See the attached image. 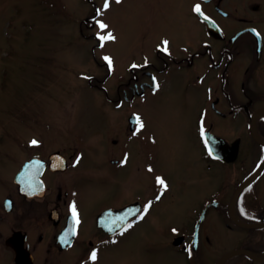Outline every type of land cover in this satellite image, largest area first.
Segmentation results:
<instances>
[{"label": "flooded vegetation", "instance_id": "obj_1", "mask_svg": "<svg viewBox=\"0 0 264 264\" xmlns=\"http://www.w3.org/2000/svg\"><path fill=\"white\" fill-rule=\"evenodd\" d=\"M93 16L82 25L92 29ZM148 16L149 29L175 23L191 38L175 48L168 35L158 36L149 56L132 60L115 89L102 88L117 120L108 118L111 125L102 130L107 152L92 170L83 165L80 137L18 142L21 158L0 192V264H93L155 219L166 193L156 175L145 180L142 193L125 192L132 183H125L124 171L139 181L141 169L153 165L142 161L144 144L153 140L144 132L146 117L126 102L168 80L170 86L172 71L200 93L192 136L201 185L195 203L167 226L169 248L182 264H264V0H151ZM101 65L113 73L107 60ZM92 203L96 207L88 208Z\"/></svg>", "mask_w": 264, "mask_h": 264}, {"label": "rangeland", "instance_id": "obj_2", "mask_svg": "<svg viewBox=\"0 0 264 264\" xmlns=\"http://www.w3.org/2000/svg\"><path fill=\"white\" fill-rule=\"evenodd\" d=\"M150 5L151 0H0V192L9 188L10 171L21 158L18 142L31 136L45 143L80 137L83 165L92 170L101 163L107 152L102 130L111 125L108 118L117 120L102 88L115 89L130 74L132 60L149 56L158 36L168 35L175 48L191 38L186 26L175 30V23L149 29ZM93 14L95 26L86 28L83 21ZM109 33L113 39L101 40ZM105 57L111 74L101 65ZM172 73L170 86L168 80L157 92L126 102L146 117L144 132L153 140L146 139L142 161L153 165L151 171L141 169L139 181L124 171L125 183H132L125 192L142 193L145 180L156 175L157 186L158 178L168 182L162 206L155 219L152 210L150 224L126 234L93 264H182L164 234L193 204L201 185L192 136L200 93Z\"/></svg>", "mask_w": 264, "mask_h": 264}, {"label": "snow or ice", "instance_id": "obj_3", "mask_svg": "<svg viewBox=\"0 0 264 264\" xmlns=\"http://www.w3.org/2000/svg\"><path fill=\"white\" fill-rule=\"evenodd\" d=\"M107 6L108 5L106 3L105 4V7H107ZM194 10L197 11V12H200V10H201L200 9V6L199 5H196ZM99 26H100L101 29H105L107 27V25L103 24L102 22H99ZM113 38L114 37H112V35L109 33L107 36H102L101 37V40H104V39H113ZM164 44L167 45V41H164ZM105 59L109 62V65H110L111 64L110 58L105 57ZM133 67H135V65H133ZM137 122H138V124H139L140 127H143L142 123L139 121V117H137ZM31 143L33 145H35V144L38 143V141L33 140V141H31ZM210 152H211V150H210ZM158 183H160L163 187H166V185L164 184V181L162 179H160V178H158ZM157 199H159V196L157 197ZM150 204H151V202H149V205H146L142 211L143 212H147L148 207L150 206ZM137 211L139 212L141 210L138 209ZM71 212H72V218H73L74 224H78L79 223V220H78V214H77V210H76L75 204H73L71 206ZM126 227H131V224H128ZM74 232H75V229L73 228L72 231L68 235H72V234H74ZM90 258L92 260H95L96 259V252L95 251H93L91 253Z\"/></svg>", "mask_w": 264, "mask_h": 264}, {"label": "water", "instance_id": "obj_4", "mask_svg": "<svg viewBox=\"0 0 264 264\" xmlns=\"http://www.w3.org/2000/svg\"><path fill=\"white\" fill-rule=\"evenodd\" d=\"M21 176V171H20V173L17 175V180H18V178Z\"/></svg>", "mask_w": 264, "mask_h": 264}]
</instances>
